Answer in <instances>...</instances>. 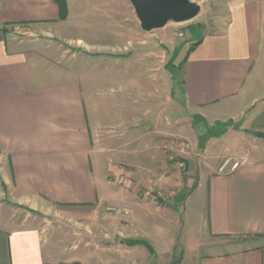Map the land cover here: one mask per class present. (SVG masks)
<instances>
[{
    "label": "crops",
    "instance_id": "0c3cea01",
    "mask_svg": "<svg viewBox=\"0 0 264 264\" xmlns=\"http://www.w3.org/2000/svg\"><path fill=\"white\" fill-rule=\"evenodd\" d=\"M64 1L62 18L54 0H0V264H172L178 254L179 264H264V0H190L219 29L166 64L162 94L166 75L142 53L140 26L87 28L74 20L80 0ZM95 1L83 15L127 8ZM144 84L157 97L145 105ZM176 89L202 137L228 125L223 135L251 155L219 175L220 139L200 138L195 180L185 176L179 200L159 207L115 183L127 174L120 164L168 173L155 148L174 124ZM186 223L198 238L176 253L173 227Z\"/></svg>",
    "mask_w": 264,
    "mask_h": 264
},
{
    "label": "rangeland",
    "instance_id": "374dc122",
    "mask_svg": "<svg viewBox=\"0 0 264 264\" xmlns=\"http://www.w3.org/2000/svg\"><path fill=\"white\" fill-rule=\"evenodd\" d=\"M90 0H80L79 6V14L75 16L74 20L82 24L85 23L87 28H115L116 26H121L119 28H139V23L135 17L133 8L128 0L127 8L121 6L119 8L121 12L120 17L114 16H102L101 12L95 13L94 11L88 9L86 15H83L85 7L83 5L89 3ZM102 3L103 0H96L94 3ZM78 10V4L76 6ZM103 13V12H102ZM125 13V15H124ZM208 13L206 9H202L198 17L194 18L191 21L175 24L173 22L167 23L163 28L153 30L149 33H146L145 37L146 43L144 44V49L142 53L153 59V71L154 72H163L166 75V78L161 79L160 84L157 88L163 91L166 81L170 84L169 80V68L171 69L173 64L178 65L180 62L183 61L185 55L187 54V50L189 46H195L200 38L207 34V33H214L219 28H206L207 25H210L213 20L214 16H206L205 14ZM86 16V17H85ZM182 34L183 36L180 37L178 34ZM169 67L167 69V66ZM133 85L134 81L129 82ZM143 104L145 105L150 101V99H156V94L154 91H151L145 87L143 88ZM179 93L176 89V96L174 99V117L169 115L170 119H174V124H166L164 123V130L163 136L160 137L157 144H159L155 148L156 151L161 152L162 156H165V160H163V164L166 165L168 173H165L166 176L164 178L156 177L154 174H149L148 176L141 177L138 175V171H136L137 166H129L128 164H120L118 165L122 168V171H125L127 174L124 178H120L122 181L120 183H115L116 189L119 191H124V193L130 194L129 196H133V200H143V201H153V204L156 206H163L165 204L172 205L173 202L176 203V200H179V191L184 183L185 176H189V180H195V173L193 171L194 167H198V162L201 159L202 151L198 146V143L201 139L207 138V140H203L200 142L202 145H207L208 138L217 137L220 139V145L222 153L225 155V158L220 159L219 163L217 164L218 167L226 160H238L242 158L245 154H249V160L251 151L247 148L243 149V144L240 139H235L233 136H224L225 131L230 129L231 127L228 125L225 126L224 129L219 128L218 130H208L206 131V135L202 137V130L198 128H194L193 120H191L190 116L186 114L183 110V104L179 98ZM138 97V93L132 95L131 98ZM162 97L159 98L161 101L159 106H163L162 104ZM166 105V103H165ZM169 109V113H170ZM170 122V121H169ZM173 127V128H172ZM228 127V128H227ZM166 128H168V135L166 134ZM172 128V129H171ZM227 132V131H226ZM201 138V139H200ZM200 139V140H199ZM171 141L173 149L167 151L161 147V145ZM162 145V146H163ZM203 146V147H204ZM241 150V151H240ZM153 154V152H151ZM168 155L172 156V159L168 161ZM169 156V157H170ZM123 163V162H122ZM180 164H184L180 167ZM249 164V163H248ZM246 166V165H245ZM132 170V171H131ZM189 174V175H188ZM227 175V174H225ZM162 177V176H161ZM191 184V182H190ZM123 193V192H122ZM121 193V194H122ZM123 193V194H124ZM183 202V200H180ZM115 207V206H113ZM110 205L108 209L98 214L99 218H102L104 213L107 215H112L109 209H113ZM195 226L193 224L186 225H175L173 227V232L175 233L174 244L176 247V253L180 252V248L185 246L186 243L194 248L195 239H197V235ZM97 235L102 234V232L96 231ZM122 246H128V242L132 241H139V240H128L127 239H120ZM99 244V243H98ZM140 245V244H137ZM201 247V246H197ZM187 249V248H186ZM162 262V258L159 259ZM180 263V254L174 258L172 264H179ZM153 264V263H152Z\"/></svg>",
    "mask_w": 264,
    "mask_h": 264
},
{
    "label": "water",
    "instance_id": "95a60500",
    "mask_svg": "<svg viewBox=\"0 0 264 264\" xmlns=\"http://www.w3.org/2000/svg\"><path fill=\"white\" fill-rule=\"evenodd\" d=\"M143 32L161 29L167 23L181 24L193 20L200 7L190 0H128ZM258 138L264 134L258 133Z\"/></svg>",
    "mask_w": 264,
    "mask_h": 264
},
{
    "label": "built area",
    "instance_id": "2783aa9c",
    "mask_svg": "<svg viewBox=\"0 0 264 264\" xmlns=\"http://www.w3.org/2000/svg\"><path fill=\"white\" fill-rule=\"evenodd\" d=\"M180 37H182L183 35L180 33L178 34ZM170 149H173V146H170ZM249 163V154H245L242 158L238 159V160H230V159H226L217 169V174L219 175H225V174H229L232 173L236 170H238L241 167H244L245 165H247ZM184 164H180L179 166L182 167ZM109 211L112 213L116 210L114 209H109ZM119 212V211H118ZM120 213L124 216H128L129 212L126 210H121Z\"/></svg>",
    "mask_w": 264,
    "mask_h": 264
},
{
    "label": "trees",
    "instance_id": "16d2710c",
    "mask_svg": "<svg viewBox=\"0 0 264 264\" xmlns=\"http://www.w3.org/2000/svg\"><path fill=\"white\" fill-rule=\"evenodd\" d=\"M56 2V4L59 6L60 8V11H61V17L64 18L65 14H66V8H65V1L64 0H54ZM193 47V46H192ZM192 47H190L188 50H187V54L189 51L192 50ZM185 61V58L183 59L182 63ZM137 244H140V245H143L145 246L151 253H153V250L151 249L150 245L146 242V241H142V240H139V241H132V242H128V245L130 246H134V245H137Z\"/></svg>",
    "mask_w": 264,
    "mask_h": 264
}]
</instances>
